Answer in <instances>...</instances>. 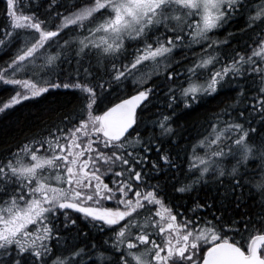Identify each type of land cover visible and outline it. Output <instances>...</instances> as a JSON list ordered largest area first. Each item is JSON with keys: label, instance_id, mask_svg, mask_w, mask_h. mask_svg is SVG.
<instances>
[{"label": "snow or ice", "instance_id": "1", "mask_svg": "<svg viewBox=\"0 0 264 264\" xmlns=\"http://www.w3.org/2000/svg\"><path fill=\"white\" fill-rule=\"evenodd\" d=\"M241 12L248 14L241 32L256 39L222 62L220 46L238 34L221 41L210 33ZM5 16L0 48L16 47L0 65V83L15 94L0 113L51 90H79L83 99L64 127L0 159V264H84L85 255L90 264H264V0H5ZM194 44L201 50L181 70L174 50ZM162 74L172 113L156 121L161 137L176 135L177 91L185 109L225 88L237 91L193 147L185 173L191 180L175 187H202L204 203L190 211L216 207L212 219L174 211L160 183H150L159 176L149 172L177 167L163 141L153 147L154 134L140 131L156 91L143 85ZM129 79L137 90L122 98L119 85ZM153 151L154 159L147 155ZM228 157L236 160L230 171L222 164ZM251 158L261 161L258 181L240 171ZM248 185L260 195L258 208L248 203ZM68 210L112 233L103 251L91 244L95 258L87 245L69 244L64 232L77 220Z\"/></svg>", "mask_w": 264, "mask_h": 264}, {"label": "trees", "instance_id": "2", "mask_svg": "<svg viewBox=\"0 0 264 264\" xmlns=\"http://www.w3.org/2000/svg\"><path fill=\"white\" fill-rule=\"evenodd\" d=\"M38 2V0H37ZM47 7L45 3L41 7L40 11L43 12ZM28 9H25L27 11ZM62 10V9H61ZM247 12H241L237 14L235 19H232L224 28L216 32V36L225 39L223 33L231 32L238 35L233 38L229 44L222 46L221 54H230L232 49L237 51L241 50L245 41L251 44L252 39H256L251 30L247 32H241V29L246 27ZM239 16V17H238ZM7 20L5 16V0H0V31L3 30ZM227 31V32H226ZM15 45L9 48H0V65H4L6 61H9L15 52ZM182 51L178 54H181ZM183 55L179 58L183 60ZM184 64H180L182 67ZM173 67H176L173 66ZM184 67V66H183ZM97 75H103L102 70L92 69ZM184 81V77H179L176 81L177 84ZM163 82V84H162ZM245 82L241 80V84ZM159 86V87H157ZM186 86V84H184ZM247 85H245L246 87ZM113 87H117L113 85ZM156 88L155 94L150 95V103L143 110L144 123L141 125L140 131L143 135H153L154 141L153 147L159 141H163V147L171 155L173 161L176 164V168H166L165 173L149 172L150 177L159 176L157 179H151L150 183L155 185L158 182L161 185L162 191L160 195L165 199V202L173 207L174 211L185 213L188 217L195 219L197 215L201 217H207L212 219L211 213L216 212V207L213 208H201L196 209L195 212L190 211L193 209L195 203H204L205 190L202 187H198L195 191L190 193H179L175 191V187H179L182 183H188L191 180V176H185L188 171V161L190 159L191 149L208 134L211 130L209 127L212 121L213 113H219L221 109H224L227 105L233 104V101L237 95V91L231 88H225L219 91L218 94H214L211 97H206L193 104L191 109H185L183 104L179 100V92L177 91V101L179 107H175L176 115L173 117L172 127L174 128L176 135L172 137H161L160 129L156 121L162 118L163 115H171L172 109L168 107V83L164 80V74L151 79L145 86V88ZM15 94L14 86L3 85L0 83V103L6 101L11 95ZM135 94L132 87L128 85V80L122 85H119V95L122 98H126ZM252 93H249V99L247 103L251 105ZM83 97L79 90L73 89H58L51 90L49 93L42 97L30 98L28 100H22L20 104L13 106L11 109L0 113V159L9 156L10 153L16 152L19 147H22L25 143H28L34 137L39 139L41 135L47 136L49 130L55 132L57 126L64 127V117L72 115L78 111L81 107V101ZM103 107V105H101ZM140 109H138V112ZM227 119V117H225ZM253 126L258 127V119L253 121ZM150 158H155V152L147 153ZM227 160L224 167L230 171L232 166L231 162L235 159ZM261 161L259 158H251L246 165H241L240 171L244 172L248 179L257 181L258 175H260ZM245 169L247 171L245 172ZM119 170V169H117ZM147 170V166H146ZM167 177V178H166ZM174 177V178H173ZM211 179V176L207 177ZM227 182V181H225ZM249 191L251 197L248 198L250 205H256L258 208L260 195L257 189L253 185H248L245 189V195L248 196ZM211 203V201H209ZM255 210V209H250ZM73 213V214H72ZM73 219L77 220L75 227H70L65 234L68 238L69 244L81 243L80 246L84 247V244L89 241L91 237L90 230L88 229V223L80 218L81 214L72 211ZM219 213L217 212V215ZM79 216V217H78ZM179 219V218H178ZM77 230L87 235L77 236ZM90 236V237H89ZM93 237L94 244L101 245L98 240V234Z\"/></svg>", "mask_w": 264, "mask_h": 264}, {"label": "rangeland", "instance_id": "3", "mask_svg": "<svg viewBox=\"0 0 264 264\" xmlns=\"http://www.w3.org/2000/svg\"><path fill=\"white\" fill-rule=\"evenodd\" d=\"M246 16H247V19H248V14H246ZM239 17V16H238ZM236 17H234L233 19H235ZM237 19V18H236ZM220 30V29H219ZM216 32L217 31H215L214 33H210V35H213L214 36V38H216V39H219V40H221V41H223L224 39H223V37L222 38H220V37H218V36H216ZM227 32V31H226ZM227 34H228V32H227ZM227 34L226 33H223V35H224V38H226L227 37ZM64 38H67V37H64ZM63 41L61 40V43H62ZM223 46H225V45H223ZM127 47H128V52L129 53H131L132 52V48L134 47V45H132V44H129V45H127ZM201 45H196V44H194V45H192V49H191V51H189V50H187V49H176V50H174V53H173V59L174 60H179L181 63L180 64H184L183 66H185V65H187V64H190L191 62H192V60L195 58V56H194V53H199L200 52V50H201ZM221 50H222V46H220V48H219V51L221 52ZM182 51V53L181 54H178V53H180ZM181 55H183L184 57H187V59H183V60H180L179 58L181 57ZM221 61L222 62H224L225 60H224V54L222 55L221 54ZM173 66H175V64H173ZM183 66L182 67H180L181 68V70L183 69ZM216 67H219V65H217ZM101 71V70H100ZM101 73H104L103 72V70H102V72ZM163 75V74H162ZM180 77H184L183 75H181ZM18 78H20V77H18ZM154 78H156V77H153L152 79H154ZM241 80H243V79H241ZM150 81V80H149ZM149 81H147V83L149 82ZM147 83H145L144 85H143V87L145 88V86H146V84ZM186 84V83H185ZM128 85L130 86V87H132V89H133V91L135 92L136 90H137V87L138 86H136V85H133V83H132V80L131 79H129L128 80ZM9 86H11V85H9ZM187 86V85H186ZM103 110V107H101L98 111H97V113L96 114H101V111ZM196 152L198 153V154H203V152H204V149L203 148H200V147H197L196 149ZM192 152H193V148L191 149V152H190V156H191V154H192ZM229 158H232V157H228V158H226V159H223L222 160V164H223V166H225V164H226V161L227 160H231V159H229ZM233 159V158H232ZM236 163V160H234V162H231V165L229 164V166H232V165H234ZM226 167H228V166H226ZM225 167V168H226ZM109 175H111V174H109ZM106 179H108L107 177H105ZM257 179L259 180L260 179V175H258V177H257ZM257 180V181H258ZM69 211V213H72V211L73 210H68ZM73 214V213H72ZM79 217V216H78ZM81 217V216H80ZM60 220L61 221H63L64 220V217L63 216H61L60 217ZM68 231L66 230L65 232H64V235L67 233ZM102 240H103V242H102V246H101V248H100V251H103L104 250V248H106L108 245H105V241L106 240H108L109 241V244L111 243V240H110V238H108V239H103L102 238ZM88 245V244H87ZM90 246H91V243H90ZM89 246V247H90ZM86 252L87 253H90L91 254V256H92V258H95V252H96V250H94V249H86ZM88 262H90V260H89V255H85L84 256V264H87Z\"/></svg>", "mask_w": 264, "mask_h": 264}, {"label": "flooded vegetation", "instance_id": "4", "mask_svg": "<svg viewBox=\"0 0 264 264\" xmlns=\"http://www.w3.org/2000/svg\"><path fill=\"white\" fill-rule=\"evenodd\" d=\"M105 181L107 182V179L105 178ZM111 186V185H110ZM88 229L90 230V235H91V237H90V239H88L89 241H87L85 244H84V246L85 245H87L88 247V249L90 248L91 249V247H89L90 246V243L91 244H93L94 243V241H93V238L94 239H96V237H95V235L97 236V234H98V240H99V242H100V244L101 245H98V246H102V242H103V240H102V238L103 239H108V238H110L111 236H112V233L111 232H109V231H103V232H101V231H98L97 230V228H93L92 227V225L91 224H88ZM93 237V238H92ZM82 243V242H81ZM81 243H77L78 245H80ZM97 245V244H96ZM86 248V249H87ZM101 248V247H100ZM87 264H90V262H88Z\"/></svg>", "mask_w": 264, "mask_h": 264}, {"label": "water", "instance_id": "5", "mask_svg": "<svg viewBox=\"0 0 264 264\" xmlns=\"http://www.w3.org/2000/svg\"><path fill=\"white\" fill-rule=\"evenodd\" d=\"M127 98V97H126ZM139 109V108H138Z\"/></svg>", "mask_w": 264, "mask_h": 264}]
</instances>
